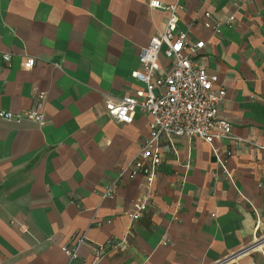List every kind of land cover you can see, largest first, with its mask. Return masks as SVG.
Returning a JSON list of instances; mask_svg holds the SVG:
<instances>
[{
  "label": "crops",
  "instance_id": "1",
  "mask_svg": "<svg viewBox=\"0 0 264 264\" xmlns=\"http://www.w3.org/2000/svg\"><path fill=\"white\" fill-rule=\"evenodd\" d=\"M151 1L0 0V110L35 109L46 93L43 121L0 117V264H264V241L247 249L264 236V0H159L179 3L178 28L205 42L232 136H173L151 185L126 173L102 195L149 136L148 115L118 123L105 102L141 87L140 51L169 17Z\"/></svg>",
  "mask_w": 264,
  "mask_h": 264
},
{
  "label": "built area",
  "instance_id": "2",
  "mask_svg": "<svg viewBox=\"0 0 264 264\" xmlns=\"http://www.w3.org/2000/svg\"><path fill=\"white\" fill-rule=\"evenodd\" d=\"M150 5L153 8L167 9L169 17L165 30L152 36L149 44L140 51V66L132 72V77L141 87L134 94L109 98L105 102L107 116L118 123L132 124L138 112L145 113L151 118L150 132L137 155L121 168L115 184L107 186L102 193L103 197L114 193L115 185L126 173L131 177L142 174L151 185L168 147L164 143L168 142L170 147L173 146V136L200 138L209 144L214 139L232 136V123L219 115L220 102L226 95V88H214L219 76L207 73L198 54L205 42H192L189 33L178 28V10L181 8L179 3L167 5L153 0ZM204 15L209 19L205 26L215 34H220L223 23L208 10ZM234 20L235 15L232 14L229 21ZM162 55L166 63H162ZM36 61L33 56H28L26 66L33 67ZM45 100L46 93L40 92L35 109L19 113L0 110V117L17 122L24 119L43 121ZM148 207V197L139 198L134 201L133 209L128 215L132 219H139L147 212ZM21 228L28 231L25 225H21ZM262 241L264 236L256 239L253 244ZM83 242L84 236H81L76 243L63 248L69 256L75 257ZM112 245V240H109L105 245L96 246L93 250L95 259L100 260L103 252ZM230 259L231 257H226L218 264Z\"/></svg>",
  "mask_w": 264,
  "mask_h": 264
},
{
  "label": "water",
  "instance_id": "3",
  "mask_svg": "<svg viewBox=\"0 0 264 264\" xmlns=\"http://www.w3.org/2000/svg\"><path fill=\"white\" fill-rule=\"evenodd\" d=\"M257 245H258V243H255L252 246H250L248 249H251V248H253V247L257 246Z\"/></svg>",
  "mask_w": 264,
  "mask_h": 264
}]
</instances>
